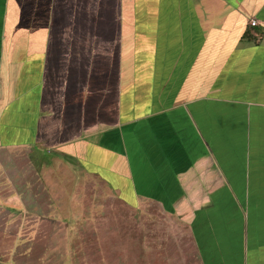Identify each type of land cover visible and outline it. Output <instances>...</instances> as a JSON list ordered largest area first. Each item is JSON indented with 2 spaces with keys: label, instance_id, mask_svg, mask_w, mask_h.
Masks as SVG:
<instances>
[{
  "label": "crops",
  "instance_id": "obj_1",
  "mask_svg": "<svg viewBox=\"0 0 264 264\" xmlns=\"http://www.w3.org/2000/svg\"><path fill=\"white\" fill-rule=\"evenodd\" d=\"M103 195L169 211L145 264H264V0H0V211L77 241Z\"/></svg>",
  "mask_w": 264,
  "mask_h": 264
},
{
  "label": "rangeland",
  "instance_id": "obj_2",
  "mask_svg": "<svg viewBox=\"0 0 264 264\" xmlns=\"http://www.w3.org/2000/svg\"><path fill=\"white\" fill-rule=\"evenodd\" d=\"M101 187V186H100ZM90 192V191H89ZM88 195V194H87ZM92 193L90 192V195H88L87 201L92 202ZM96 199H100L99 197ZM103 199L107 200L104 202L105 204H108V206H104L103 209H97L94 210L87 209L85 211L86 216H90V223H87V221H84L82 223V227L84 228L85 232L79 235V239L81 243L86 244L87 242L90 243L89 250H84L85 245H81L80 242H76L74 245L72 243H69V241L64 240L65 236L64 233H67L64 229V226H59L57 230H62L61 235H59L58 239H52V240H37L34 239L36 236H32V230L33 225L31 224L32 220L29 218L30 215L24 216L23 219L19 217V211L18 213H15V210L12 211H0V264H22L24 261H27L26 254L29 252V250L25 251L24 246H29V248H32V245H34V248H37L38 243H42L43 246H46L48 249H51L53 263L56 264L58 262L55 261V251H62L64 254V250H60V246L64 248V242H66V247L69 250L71 247V263L72 264H81V262H84L85 264H99L100 260H102V264H110L111 259L117 260L109 257H87L90 255V253L95 252V245L96 242H99V240H96L98 237H101L100 235L104 234L106 237H109L107 241H104V243H107L109 240L113 241V243H117L120 245V247L124 248H131L134 249L135 254L134 257H127L130 264H145L144 262V255L143 252L145 251L144 245H148V247L155 248V244L151 242L145 243L146 241H149L150 238V228L153 229V232L157 233L156 236L160 233H170L171 231L175 230L174 226H171L169 223H171L169 220L170 218H167V215L169 217V211L165 210L166 212H163L162 210L159 212L156 209L149 208L147 211L148 213L142 214V210L140 209H128L127 206L124 204V202L119 199H115L114 197H109L103 195ZM107 207V209L105 208ZM146 207V205H145ZM132 210V211H131ZM150 210V211H149ZM24 212L26 213H32L34 215V209H25ZM168 213V214H167ZM167 214V215H166ZM102 220V222H101ZM109 220V221H108ZM151 220V222H150ZM108 221V222H107ZM46 222V220H45ZM39 223V224H46L43 226H40V228H44L45 231H43L42 235L48 234L53 229V226L50 225V223ZM153 224L151 225V223ZM39 226V225H38ZM38 226H36L38 230ZM103 231H100L102 229ZM56 229V227H54ZM75 228V227H74ZM56 230V231H57ZM64 230V231H63ZM98 231V232H97ZM95 233V235L93 234ZM148 233V239L146 238V234ZM114 234V235H113ZM113 235V236H111ZM145 235V237H144ZM48 238L51 237V235H47ZM90 236H93L90 238ZM97 236V237H96ZM111 238V239H110ZM146 239V240H143ZM89 239L91 241H89ZM165 239H169L168 237H165ZM79 246H78V244ZM57 245V246H56ZM56 247H59L56 249ZM157 248H160L159 243L157 242ZM70 253V252H68ZM67 253V254H68ZM82 253L85 254L84 257H80ZM125 254L130 253V251H125ZM138 254V255H137ZM30 256V255H29ZM54 256V257H53ZM64 256V255H63ZM140 256V257H139ZM59 259V257H57ZM62 259V258H61ZM106 259V260H105ZM66 260V259H65ZM124 261L127 262L126 258H124ZM62 264H64V258L63 261H61ZM31 264H38V263H32ZM65 264H68L67 262ZM120 264H124L123 260ZM129 264V263H128Z\"/></svg>",
  "mask_w": 264,
  "mask_h": 264
},
{
  "label": "trees",
  "instance_id": "obj_3",
  "mask_svg": "<svg viewBox=\"0 0 264 264\" xmlns=\"http://www.w3.org/2000/svg\"><path fill=\"white\" fill-rule=\"evenodd\" d=\"M252 34V29H249V30H247L246 32H245V34H244V36H243V39H245V40H252V38L254 37V36H252L251 35ZM254 40H256V37H254ZM87 215V214H86ZM86 215H84V218L86 219V221H87V223H90L91 221V219H90V216H86ZM81 230H83L82 232H84V233H87V232H85V230H84V228L82 227V226H80V231ZM72 233H74L75 232V230H72L71 231ZM42 234H44V233H41L40 235H39V238H34V239H36V241L37 240H41V241H43V240H46V239H48V240H54V239H58L59 238V235H61V234H63L62 233V230L60 231V230H57L56 231V238H54V236L51 234V237H50V239L48 238V236L45 234V235H42ZM81 234V233H80ZM79 234V235H80ZM94 235H95V233H93ZM64 235V234H63ZM82 236H84V234H82ZM71 237V236H70ZM91 237H93V236H90V238ZM65 240V239H64ZM66 241H69V243H72L73 245L76 243V242H80L81 243V241H80V239L79 240H77V241H73V240H69V239H66ZM89 241H91L90 239H89ZM78 244V243H77ZM88 244H90V243H86V244H83V243H81V245H85V247H84V250L86 251L88 248H89V245ZM34 245L35 244H33L32 245V248H29V246H24V248H25V251H27V250H29V252L26 254V257H27V260H28V262L27 261H24L22 264H31V262L32 263H38V264H54L52 261H53V258H52V253L53 252H51V249H48L46 246H43L42 245V243H38L36 246H37V248H34ZM64 248L62 247V246H60V250H64L65 251V253L63 254L62 253V251H55L54 252V254H56L55 255V261L56 262H58V263H56V264H62V262L61 261H63V258H64V264L67 262L68 264H72L71 262V258H72V255H71V249H72V247L68 250L67 249V247H66V242H64ZM57 246V245H56ZM78 246H79V244H78ZM57 248H59V247H56V249ZM100 245L98 244V243H96V245H95V250H100ZM73 250V249H72ZM89 250V249H88ZM68 252H70V253H68ZM68 253V254H67ZM30 255V256H29ZM64 255V256H63ZM85 256V254L84 253H82V255L80 256L81 258L82 257H84ZM54 257V256H53ZM57 257H59V259H57ZM87 257H98V259H99V253H90V255L89 256H87ZM62 258V259H61ZM66 259V260H65ZM102 260H100V262H99V264H102ZM81 264H85L84 262H81ZM110 264H112V262L110 263Z\"/></svg>",
  "mask_w": 264,
  "mask_h": 264
},
{
  "label": "built area",
  "instance_id": "obj_4",
  "mask_svg": "<svg viewBox=\"0 0 264 264\" xmlns=\"http://www.w3.org/2000/svg\"><path fill=\"white\" fill-rule=\"evenodd\" d=\"M250 24H251L252 26H256V25H257V21H256L255 19H252Z\"/></svg>",
  "mask_w": 264,
  "mask_h": 264
}]
</instances>
